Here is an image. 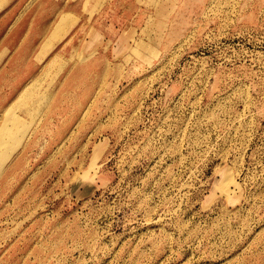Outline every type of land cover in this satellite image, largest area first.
Instances as JSON below:
<instances>
[{
    "label": "rangeland",
    "instance_id": "rangeland-1",
    "mask_svg": "<svg viewBox=\"0 0 264 264\" xmlns=\"http://www.w3.org/2000/svg\"><path fill=\"white\" fill-rule=\"evenodd\" d=\"M0 264H264V0H0Z\"/></svg>",
    "mask_w": 264,
    "mask_h": 264
},
{
    "label": "bare ground",
    "instance_id": "bare-ground-1",
    "mask_svg": "<svg viewBox=\"0 0 264 264\" xmlns=\"http://www.w3.org/2000/svg\"><path fill=\"white\" fill-rule=\"evenodd\" d=\"M57 59V58H56ZM55 63V62H54ZM29 87V86H28ZM26 90V89H25ZM28 90V89H27ZM31 90V89H30ZM32 94H34V93H32ZM28 95V94H27ZM22 96V95H21ZM34 96V95H33ZM32 96V97H33ZM37 96V95H36ZM47 96H49V95H47V93H45V94H43L42 96H40L39 97V101H38V103L36 104V105H39L40 103H43V102H46L45 100H46V98H47ZM26 97V96H25ZM28 97V96H27ZM23 98V97H22ZM26 101V100H25ZM33 101V100H32ZM30 103V102H29ZM36 105H34V107L36 106ZM30 112V111H29Z\"/></svg>",
    "mask_w": 264,
    "mask_h": 264
}]
</instances>
